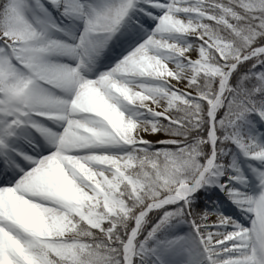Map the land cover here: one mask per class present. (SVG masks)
I'll return each mask as SVG.
<instances>
[{
  "label": "snow or ice",
  "instance_id": "obj_1",
  "mask_svg": "<svg viewBox=\"0 0 264 264\" xmlns=\"http://www.w3.org/2000/svg\"><path fill=\"white\" fill-rule=\"evenodd\" d=\"M0 264H264V0H0Z\"/></svg>",
  "mask_w": 264,
  "mask_h": 264
},
{
  "label": "rangeland",
  "instance_id": "obj_2",
  "mask_svg": "<svg viewBox=\"0 0 264 264\" xmlns=\"http://www.w3.org/2000/svg\"><path fill=\"white\" fill-rule=\"evenodd\" d=\"M213 192L215 193V195H213V199H216L217 200V203H220L221 200H223V195L221 193L218 192V190H213ZM199 195V193L197 194ZM196 203L198 205H203L204 202L202 200H197Z\"/></svg>",
  "mask_w": 264,
  "mask_h": 264
}]
</instances>
